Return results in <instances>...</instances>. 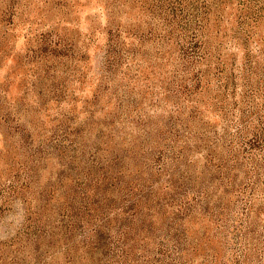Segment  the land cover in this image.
<instances>
[{"label":"rangeland","instance_id":"374dc122","mask_svg":"<svg viewBox=\"0 0 264 264\" xmlns=\"http://www.w3.org/2000/svg\"><path fill=\"white\" fill-rule=\"evenodd\" d=\"M0 264H264V0H0Z\"/></svg>","mask_w":264,"mask_h":264}]
</instances>
